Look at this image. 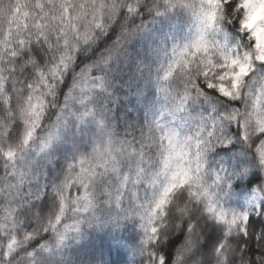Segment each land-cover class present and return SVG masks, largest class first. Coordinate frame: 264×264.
I'll return each mask as SVG.
<instances>
[{"label": "snow or ice", "instance_id": "obj_1", "mask_svg": "<svg viewBox=\"0 0 264 264\" xmlns=\"http://www.w3.org/2000/svg\"><path fill=\"white\" fill-rule=\"evenodd\" d=\"M0 264H264V0H0Z\"/></svg>", "mask_w": 264, "mask_h": 264}]
</instances>
